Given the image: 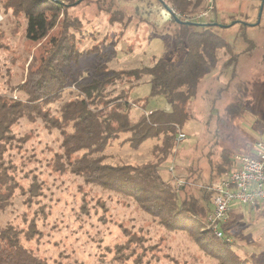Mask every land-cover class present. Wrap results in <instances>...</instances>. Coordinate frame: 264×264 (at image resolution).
<instances>
[{
  "label": "trees",
  "instance_id": "obj_1",
  "mask_svg": "<svg viewBox=\"0 0 264 264\" xmlns=\"http://www.w3.org/2000/svg\"><path fill=\"white\" fill-rule=\"evenodd\" d=\"M79 1L4 2V7L13 15L24 16L25 37L37 47L24 62L27 65L19 88L25 93V99L0 94V211L9 206L17 194L25 195L24 202L30 205L41 193V182L36 175H32L27 186L21 184L11 154L12 149L21 148L29 139L27 134L17 136L13 127L21 118L30 122L39 119L47 130H56L60 137L58 148L52 150L48 162L52 173L69 172L81 177L85 184L131 199L137 210L156 220L163 229L187 233L217 264H255L238 255L210 229L202 230V220L211 208L210 184L235 167L233 147L221 145L201 153L206 157V165L187 166L183 175L170 173L164 177L162 172V166L173 160L177 130L187 118L185 110L197 96L200 82L221 60L222 69L235 62L232 47L214 28L237 21L228 23L214 17L216 0L204 23H200V19L177 16L175 12L193 15L204 8L205 0H145L147 5L142 8H131L127 5L130 0H122L121 8L115 7L118 0H86L94 2L96 13L97 10L104 13L109 24H119L121 32L132 22L153 28L154 13L158 6L164 8L167 31L161 33L171 38L172 47L151 65L134 68H108V54L102 52L101 63L87 80L76 82L72 90L71 85L78 78L76 68L84 58L99 53L94 51L96 46L91 49L93 52L81 48L87 33L84 26L90 20L83 12L69 11ZM153 4L157 8L154 12ZM256 7L258 10L259 4ZM219 50H224L226 59L219 57ZM260 64L264 69V52ZM145 76H149V95L129 101V89ZM117 83L126 85L128 90L122 88L110 98V88L114 89ZM250 90L248 80L234 82L229 101L216 115L217 129L211 145L232 138L234 125L241 122L246 113ZM156 96L163 97L169 109H153L147 113L148 99ZM54 103H58L55 111ZM135 103H140L142 109L137 116L131 113ZM121 137L122 143L134 149L151 141V157L142 162L110 161L107 148ZM174 168L177 166H172ZM179 179L181 183L177 187ZM38 226L36 218L29 219L26 229L14 223L0 226V264H69L66 260L42 256L27 244L41 235ZM221 228L226 234L225 224ZM146 234L144 228L124 227L125 241L119 245L120 251L126 249L133 254L135 247L131 244L144 248V243L149 241ZM182 264L196 262L185 260Z\"/></svg>",
  "mask_w": 264,
  "mask_h": 264
},
{
  "label": "rangeland",
  "instance_id": "obj_2",
  "mask_svg": "<svg viewBox=\"0 0 264 264\" xmlns=\"http://www.w3.org/2000/svg\"><path fill=\"white\" fill-rule=\"evenodd\" d=\"M4 2L0 0V94L23 100L26 95L19 85L26 70L24 62L30 59L37 44L25 37L24 16L13 15L4 7ZM251 2L256 6L261 3L259 0H217L214 17L228 23L237 21L214 28L215 33L232 47L235 62L222 69L221 60L200 82L197 96L185 110L187 118L177 130L183 132L185 138L175 142L173 160L162 166L164 177L172 173L183 175L184 168L194 167L195 163L199 167L205 166L207 160L201 153L210 148L228 145L236 153H244V149L249 151L256 140H264V69L260 64L264 52V3L258 17L259 9L251 7ZM120 3L123 1L118 0L115 7L121 8ZM127 5L142 8L147 3L145 0H130ZM155 9L153 4L152 11ZM164 10L158 6L153 28L132 22L121 32L119 24H109L104 13L98 10L96 13L94 2L81 0L70 7V12H83L90 20L84 26L87 33L85 38L81 37L84 38L81 48L91 51L96 46L94 51L99 52L79 64L76 68L78 78L70 89L74 90L76 82L89 78L101 63L102 52L108 54L106 63L111 69L149 66L156 58L166 55L172 44L171 38L161 33L167 31ZM204 22L205 19H200V23ZM218 55L227 58L224 50H219ZM239 79L251 83L244 118L234 125L232 138L211 145L217 129L216 115L229 101L230 89ZM148 80L149 76H145L135 88L129 89V101L149 95ZM114 86V89L110 88V98L122 88L128 90L123 84ZM57 105L52 104L53 111ZM145 107L147 113L153 109H169L161 96L150 97ZM141 110L140 103H135L131 113L137 116ZM13 132L17 136L29 135L21 148L11 150L17 176L21 184L27 186L32 175H36L41 182V193L30 205L24 202L25 195L17 194L12 203L0 211V226L14 223L26 229L29 219L36 218L41 235L27 244L38 254L51 260H66L69 264H182L185 260H195L196 264H217L216 259L206 255L187 233L163 229L156 220L137 210L131 199L85 184L81 177L69 172L52 173L48 162L52 150L58 148L60 137L56 130H47L41 120L30 122L21 118ZM122 140L123 137L119 138L107 148L110 161L142 162L151 157V141L134 149ZM174 165L177 169L173 170ZM259 204L258 208L251 210L235 203L233 207L240 206V210L232 216L229 213L224 224L226 236L230 238L226 243L231 249L255 264H264V204ZM124 227L147 231L149 241L144 243L145 249L131 244L135 247L133 254L126 249L120 251L119 245L125 241ZM206 229L204 218L202 230ZM152 245L154 248L150 249Z\"/></svg>",
  "mask_w": 264,
  "mask_h": 264
},
{
  "label": "built area",
  "instance_id": "obj_3",
  "mask_svg": "<svg viewBox=\"0 0 264 264\" xmlns=\"http://www.w3.org/2000/svg\"><path fill=\"white\" fill-rule=\"evenodd\" d=\"M213 7L214 0H205L204 8L193 15L174 12L183 18L206 19ZM184 138L185 134L178 131L175 142L179 143ZM233 160L235 167L209 186L212 191L211 208L205 217L208 229L225 242H229L230 238L221 225L226 222L232 206L236 203L254 209L259 203H264V140H256L246 153H234ZM179 185L180 180L177 187Z\"/></svg>",
  "mask_w": 264,
  "mask_h": 264
},
{
  "label": "crops",
  "instance_id": "obj_4",
  "mask_svg": "<svg viewBox=\"0 0 264 264\" xmlns=\"http://www.w3.org/2000/svg\"><path fill=\"white\" fill-rule=\"evenodd\" d=\"M252 1H254V0H252ZM216 2H217V0H216ZM251 7H253V6H256V4L255 3H252L251 2ZM259 206H256L255 208H258ZM240 210V206H238V207H233L232 206V208L230 209V216H232V214L236 211V210ZM252 210V209H251Z\"/></svg>",
  "mask_w": 264,
  "mask_h": 264
},
{
  "label": "water",
  "instance_id": "obj_5",
  "mask_svg": "<svg viewBox=\"0 0 264 264\" xmlns=\"http://www.w3.org/2000/svg\"><path fill=\"white\" fill-rule=\"evenodd\" d=\"M263 3H264V0H261V3H260V5H259V10H258V17H260V15H261V12H262V8H263ZM175 20L177 21V22H179V20L175 17Z\"/></svg>",
  "mask_w": 264,
  "mask_h": 264
}]
</instances>
